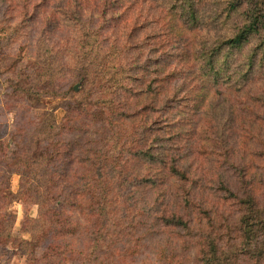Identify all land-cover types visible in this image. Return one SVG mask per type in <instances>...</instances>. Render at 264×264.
<instances>
[{
	"label": "trees",
	"instance_id": "trees-1",
	"mask_svg": "<svg viewBox=\"0 0 264 264\" xmlns=\"http://www.w3.org/2000/svg\"><path fill=\"white\" fill-rule=\"evenodd\" d=\"M119 1L79 0L75 7L105 24L117 20L102 57L112 59L96 65L107 73L112 63L106 77L97 72L112 94L101 90L88 101L87 93H73L57 119L40 101L59 96L43 79L23 77V85L5 91L11 100L0 105V254L11 246L24 264H182L191 251L193 264H264V133L257 129L248 144L236 136L240 109L226 115L222 108L228 123L208 136L197 110L198 99L202 108L210 94L239 92L264 68V9H252L254 0H213L218 10L203 13L197 0H174L155 18L167 25L141 38L138 14L109 13ZM204 24L220 30L194 43L186 32ZM124 50L125 62L116 58ZM92 71L84 69L80 80L91 81ZM185 99L195 104L186 116L178 108ZM4 111L13 114L9 124ZM18 202L38 207L21 224L28 239L12 232Z\"/></svg>",
	"mask_w": 264,
	"mask_h": 264
},
{
	"label": "rangeland",
	"instance_id": "rangeland-1",
	"mask_svg": "<svg viewBox=\"0 0 264 264\" xmlns=\"http://www.w3.org/2000/svg\"><path fill=\"white\" fill-rule=\"evenodd\" d=\"M78 1L0 0V105L2 108L5 107L4 105L8 103V100H11L10 98L8 100L5 98L6 89L14 87V85H18L19 83L23 85V82H25L23 77L24 79H28V76L29 78L43 79L48 93L50 95L56 94L55 96L59 95L56 98L43 97L40 100L42 106L45 107L44 109L47 111L52 110L57 119L65 115L62 107L65 108L72 105V101H70L71 97L69 96L73 93L76 96L74 99L80 97L81 94L86 95L87 93L90 99L88 101H94L100 95L101 90L105 91V95L107 92L111 93L110 87L106 86L104 88L103 86H99L100 79L97 76V72L104 74V77H106L107 74L112 73V71L114 72L112 70V63L107 73L104 71L106 66L97 70L96 65L105 64L106 60L110 61L112 59L111 57H102L105 55L103 51L109 49L111 43L114 41L110 31L118 26V24L115 25L117 20L114 19L109 25L99 21L96 13L92 14L85 8L86 12H77V10L75 11V7L81 6L77 4ZM197 1L198 7L203 13H215L218 10L215 6L216 4L212 3L213 0ZM254 1L256 3L252 9H264V0ZM141 2L142 0L137 4L133 0H120L118 2L120 8L115 7L109 13L114 12L117 14L121 11L125 15L131 13L138 14L134 29L138 33H141V38H143L145 35L153 34L158 29H162L163 26L167 25V22L160 23V20L155 23V18L162 8H169L170 5L171 7L172 5L174 6V0H144L143 4L145 6L143 7L139 6ZM206 2L211 3L210 8ZM90 5L91 1L88 2L87 7H90ZM176 11L177 15L181 13L179 8ZM171 15L169 11L167 17ZM180 17L182 21L185 20L184 16L180 15ZM129 22L130 26L134 25L130 18ZM98 23H100L99 26H97ZM139 26H143L142 29ZM197 28L201 29L198 31V29H191L189 27V31L186 32L187 35L195 38L194 43L199 41L201 37L216 35L220 30L219 25L207 26L204 24L201 27L197 26ZM96 29L101 30V32L97 34ZM131 39H135V35ZM124 41L126 40H118L117 42L124 43ZM155 42V36L151 37L148 41L144 40V43L141 44V52H144V48ZM247 43L243 48L246 52L251 47L250 43ZM114 53L118 54L119 51H114ZM122 53V57L120 54L116 58L124 61L130 52L129 50H124ZM87 67H91L93 70L89 73V78H92V80L84 83L80 80V77ZM138 75L141 76L142 74ZM10 76H16V79L14 80ZM220 90L222 91V89ZM91 91L94 93L90 95L89 92ZM95 94L96 97H94ZM210 95L206 98V105L204 104L202 108L199 106L200 99L197 101V110L198 112L201 110L204 113L202 117L206 119L203 126L207 128L206 134L208 136H211L213 131L215 133L219 130L216 126L220 127L222 125L223 127L224 123H228L227 118L225 121L223 120L224 122L221 120L222 108L225 109L226 115L228 109H240L239 113L242 120L236 119V121L238 127H241V129L238 130L236 136L242 137L248 144L257 137V129H260V133H264V68L256 70L251 76V81L239 92L235 91L234 94L223 96L221 93H214L211 97ZM228 98L230 100H223ZM210 104L211 108L209 107ZM194 105L193 100L185 99L179 101L178 108L186 116V113L190 112ZM91 107L98 108V103L96 102V105ZM39 112L40 110L35 111V113ZM4 113L9 124L13 114L7 111H4ZM206 113L207 115H205ZM210 115L214 117V121L210 120ZM105 116V112L102 115L96 114V125ZM222 116L224 117V115ZM97 135L98 132H96V137ZM16 180L17 177L13 179L14 185ZM11 210L16 214L13 234L17 237L28 239V233L21 231V224L25 215L33 218L36 217L38 207L28 202H18L13 203ZM146 247L147 243L144 247L143 257L147 253H150V250L146 249ZM1 254L0 264H24L26 260L25 256L21 255L11 246H8ZM135 258V260H140L141 256L138 255ZM180 260L182 264H193L192 252H186V257Z\"/></svg>",
	"mask_w": 264,
	"mask_h": 264
}]
</instances>
